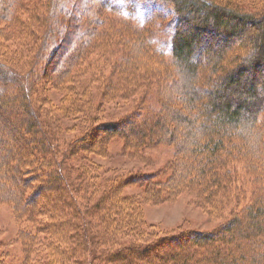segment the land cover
Returning <instances> with one entry per match:
<instances>
[{"label":"trees","instance_id":"obj_1","mask_svg":"<svg viewBox=\"0 0 264 264\" xmlns=\"http://www.w3.org/2000/svg\"><path fill=\"white\" fill-rule=\"evenodd\" d=\"M60 1L0 0L7 25L0 26V124L10 121L8 112L14 121L13 134L0 126V203L12 209L22 264H264V0H148L170 9V59L150 48L157 8L137 27L122 22L129 0ZM111 49L120 54L114 61ZM151 79L156 106L142 97L117 123L94 112L65 138L49 88L75 115L92 105L86 91L93 84L103 97L127 100L140 87L145 95ZM113 138L133 154L171 146L167 179L106 175L78 162L87 151L105 154ZM15 141L23 143L18 153ZM131 183L144 185L154 203L194 192L197 206L220 223L142 238L140 203L122 192ZM39 242L49 247L39 250Z\"/></svg>","mask_w":264,"mask_h":264},{"label":"rangeland","instance_id":"obj_2","mask_svg":"<svg viewBox=\"0 0 264 264\" xmlns=\"http://www.w3.org/2000/svg\"><path fill=\"white\" fill-rule=\"evenodd\" d=\"M116 1L117 4H120L121 2L119 0ZM129 1L130 9L126 10L125 8H121L120 10V13L125 17V22L122 20H120L119 22H130V24L132 23L137 27L142 26L148 23L147 18L152 14V8H157L155 10V13L150 16L151 20L149 21H152L154 23V31L156 33V36L149 39V43L151 45L150 48L161 51L167 59H170V40L173 32V22L170 20L171 15H169V7L166 5H162V3L158 5L157 3H152L148 0ZM244 1L245 0H238L240 5L242 6L244 5ZM60 2L61 5H67L68 7H70L71 5H73L74 0H61ZM156 14H159V16L162 15V19L160 20V22L155 23ZM109 19L117 21L114 19V16L109 17ZM3 23V21H0V26L6 27L7 25ZM119 26L121 29L127 28L124 24L121 23H119ZM245 32L251 33L252 31L251 29H249ZM235 47L236 46L231 45L229 50L231 52L237 51L238 49ZM257 48L258 47H253L252 51ZM0 49L2 50L4 48L2 47ZM16 49L17 47L15 46L10 47L9 49H7V55H13ZM18 52L21 53L22 50L19 48ZM110 52L114 55L113 57H111V59L113 58L112 61L116 60L120 55L117 52H113L112 49L110 50ZM108 53L109 51L106 52L105 57L108 56ZM107 62L110 63V61ZM111 65L112 64H110V66ZM116 70L117 67L114 65L107 69V74L109 77L108 80H110L111 83L113 81L114 84H116L117 82ZM198 74L201 76L200 73ZM145 82L148 81L145 79L140 80V84H145ZM149 82H151V89L145 95H143L144 88L140 87L142 86L140 85L138 86L140 88L136 89L137 92L133 91L131 93V97H128L127 100H115L113 98L103 97L101 94L99 95V91H97L96 93L95 90H93V84L91 86V90L86 91L88 93L86 96H88L87 98L92 101V105L89 102V105L84 107L87 110L75 113V115L66 114V104L62 100L61 94L56 92L54 88H49L48 95L53 104L51 107L54 110L59 111L58 114L60 113V115L58 116L59 124L62 123L63 130L67 131L65 133V138L67 139L71 137L72 134H74V132L70 131L73 130L79 132L81 129V123H86V118H91L94 112L95 116L98 119H101L105 122L112 121L113 123H117L122 119L123 116L134 113L133 111H135L139 103L142 101V97H144V100L147 103L152 104L151 106H156L157 99L155 96V81L151 79ZM103 86L108 87L109 85L105 81L103 83ZM192 86L197 88V86L194 84ZM104 89L107 90V88ZM96 106L98 107L96 108ZM91 107L93 109H91ZM94 107L96 108V110ZM85 111H90L91 113L87 115V117H85ZM77 115L80 117L79 119H76ZM6 116L10 121H4V123H1L2 125L5 124L4 126L8 128L6 132L13 134L11 130V127L14 128L13 117L9 112L6 113ZM2 117L4 116L2 115ZM6 123H9L10 125H7ZM2 125L0 124V126ZM180 132L182 133V129ZM8 138L10 139V137L7 136L3 140L6 141L8 140ZM15 144H17L18 146L16 148V152L18 153L22 151L21 148L23 143L20 141H15ZM90 145H93V143H90ZM63 150L64 146L60 149L59 152L65 153L66 149L64 152ZM132 150L133 149L129 148L128 150L125 148V143L123 139L113 138L109 141L105 154H103V152L96 153L97 151L93 152L91 150V152L87 151L86 159L84 158V160L81 161L79 158H77V160L78 162L90 169H93L95 166L105 168L106 170L103 171H105L106 175H120L124 177H136L137 175L143 176L145 177V179L146 176H151V179L154 181H161L167 179V177L169 176V171L165 169V167L167 163L173 158V150L171 146L163 144L148 145L146 148L137 152L136 154L131 153ZM67 160L68 162H66L70 165L65 162V167L67 169H72V166H74V160L71 157ZM144 190H146L144 185L131 183L123 187L122 191L124 195H132L138 201V203H140V211L144 218V221L147 224V233L145 232V235H143L142 238L151 239L150 237L152 235H160L163 233H167L173 231L178 227L184 230H212L220 223V221L210 220L204 210L197 206V196L194 192H184L174 196V199L172 198L154 203L150 202L145 198L147 191ZM84 202L85 201H82L81 199L78 200L79 204H84ZM112 202H116L115 197L109 203ZM41 234H46L48 238L50 237L49 231L44 230V233L42 232ZM39 238L42 241L46 240L42 237ZM39 243V247L37 248L39 250H44L49 247V242H45L43 244H41V242ZM99 250L101 251V248ZM22 253V245L17 240V226L13 218L12 209L9 205L0 203V264H22ZM43 259L44 258L42 255V260ZM128 259H130L129 256Z\"/></svg>","mask_w":264,"mask_h":264}]
</instances>
